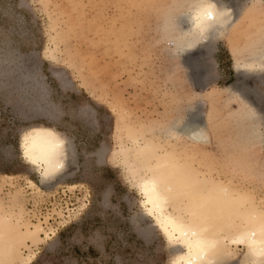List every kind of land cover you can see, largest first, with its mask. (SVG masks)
<instances>
[{
	"label": "rangeland",
	"instance_id": "rangeland-1",
	"mask_svg": "<svg viewBox=\"0 0 264 264\" xmlns=\"http://www.w3.org/2000/svg\"><path fill=\"white\" fill-rule=\"evenodd\" d=\"M198 2L0 0V219L17 234L7 264H172L179 248L141 189L156 173L185 218L207 208L195 195L226 189L229 209L264 224V0H221L236 21L190 49L179 20ZM193 111L204 140L177 131ZM38 127L67 143L48 179L21 146ZM231 247L225 264H248Z\"/></svg>",
	"mask_w": 264,
	"mask_h": 264
},
{
	"label": "bare ground",
	"instance_id": "bare-ground-1",
	"mask_svg": "<svg viewBox=\"0 0 264 264\" xmlns=\"http://www.w3.org/2000/svg\"><path fill=\"white\" fill-rule=\"evenodd\" d=\"M220 1L213 0L218 9L228 8L231 9V12L223 17L218 14L217 23L219 25L213 26L207 34L198 31L191 24V20L195 17L194 10L201 7L204 0H199L191 14L180 18L179 23L182 25V29L186 26H183V23L189 22L187 30L191 32L190 40L192 42L188 48L191 49L205 38L230 29L236 21V8L234 9L232 4ZM201 121L200 114L193 111L181 128H177V126L175 128L195 139L204 140L206 130H198L200 125L204 128ZM21 146L27 160L39 167L45 179L56 176L64 170L68 150L67 143L56 130L45 127L35 128L24 136ZM167 170L170 180L173 170ZM163 177L157 173L152 174L143 180L141 189L145 196L144 203L147 210L159 223L170 243L179 248L172 264H225L228 261L225 260L226 257L232 256L231 246L234 245L246 247L245 259L248 264H264V224L261 220L258 221V216H251L239 210L234 213V210L229 209V203L233 206L231 198L233 195L225 189L224 196L214 201L211 196L200 195V197L197 195L198 197H196L195 195L192 207L196 209L201 202V206L207 208L201 212L193 209L192 213L185 218L180 212L175 213L170 210L169 204L173 197L170 192L173 193L176 188L167 184L166 177ZM182 182L184 185L185 180ZM182 185L177 187H182ZM175 194L177 193L175 192ZM233 216L240 217L242 221L230 226L229 220L233 219ZM11 224L6 218L0 219V264H7V257L12 254L17 244L15 225L12 222Z\"/></svg>",
	"mask_w": 264,
	"mask_h": 264
},
{
	"label": "clouds",
	"instance_id": "clouds-1",
	"mask_svg": "<svg viewBox=\"0 0 264 264\" xmlns=\"http://www.w3.org/2000/svg\"><path fill=\"white\" fill-rule=\"evenodd\" d=\"M194 12L195 17L191 20L192 27L195 26L198 31L207 34L213 26L219 25L217 15L223 17L230 13L231 9H218L213 0H204L201 7L195 9Z\"/></svg>",
	"mask_w": 264,
	"mask_h": 264
}]
</instances>
